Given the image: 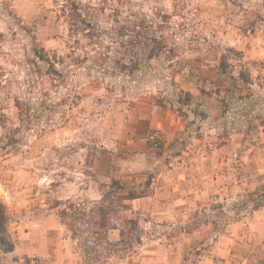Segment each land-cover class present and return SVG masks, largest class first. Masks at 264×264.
I'll return each mask as SVG.
<instances>
[{
	"label": "clouds",
	"instance_id": "9594fccd",
	"mask_svg": "<svg viewBox=\"0 0 264 264\" xmlns=\"http://www.w3.org/2000/svg\"><path fill=\"white\" fill-rule=\"evenodd\" d=\"M260 185L264 0H0V264H264Z\"/></svg>",
	"mask_w": 264,
	"mask_h": 264
},
{
	"label": "rangeland",
	"instance_id": "374dc122",
	"mask_svg": "<svg viewBox=\"0 0 264 264\" xmlns=\"http://www.w3.org/2000/svg\"><path fill=\"white\" fill-rule=\"evenodd\" d=\"M226 145V140L221 139L219 142L218 147L223 149ZM219 163L221 167L223 168L225 165H229L230 161L227 159H220ZM244 176L243 173L239 174L236 176V180L239 181L241 178ZM260 187V188H259ZM257 188V191H252L251 190H246L240 193H237V195H243L245 197V200L255 198L256 200L264 203V185H260ZM254 189V188H253ZM233 207H239L240 205L233 204ZM225 207V201L223 198L220 196H217L216 200L209 203L206 209H199L191 214V220L192 223L188 226V230L191 231H196L198 230L202 224H207L209 220H212V227L215 230L216 227L218 226L219 223L223 222V212L222 209ZM214 214L209 215V214ZM235 231V230H234ZM233 231V232H234ZM237 234L239 236L241 235V226L240 229L236 230ZM232 232V233H233ZM49 234H56L59 237V241L57 243V248L59 249V252L62 254H66L64 259H61L58 261V264H79L78 259L74 258L72 253L74 247H77V236L76 233L71 229V228H65L62 227L61 225H58L57 223L53 222L50 224L49 227ZM48 239V234H46L43 237V240ZM214 244L216 243L215 241L213 242ZM209 247V256L205 260L206 264H213L215 261L218 260V258H213V247L211 245ZM202 250H197L196 255H200ZM220 263H225L226 260H222L219 258Z\"/></svg>",
	"mask_w": 264,
	"mask_h": 264
},
{
	"label": "crops",
	"instance_id": "0c3cea01",
	"mask_svg": "<svg viewBox=\"0 0 264 264\" xmlns=\"http://www.w3.org/2000/svg\"><path fill=\"white\" fill-rule=\"evenodd\" d=\"M169 167H171V165H169ZM253 191H257V188L252 189L251 192ZM238 229H240L239 222L233 225L232 232L234 230L235 231L233 232V236L231 238L226 239L224 243H218V242L215 243V247L213 249V253H214L213 258L216 257L218 258V260L219 258L222 260H226L225 263H220V264H231V258L237 254L235 251V245L237 243L236 237L239 236V234H237V231H236ZM213 264H215V262Z\"/></svg>",
	"mask_w": 264,
	"mask_h": 264
}]
</instances>
